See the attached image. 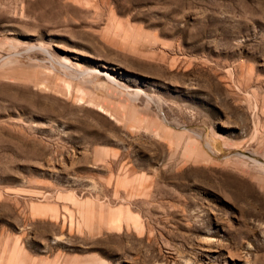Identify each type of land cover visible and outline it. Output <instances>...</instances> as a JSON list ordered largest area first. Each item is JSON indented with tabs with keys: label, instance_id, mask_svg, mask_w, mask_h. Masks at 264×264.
<instances>
[{
	"label": "rangeland",
	"instance_id": "1",
	"mask_svg": "<svg viewBox=\"0 0 264 264\" xmlns=\"http://www.w3.org/2000/svg\"><path fill=\"white\" fill-rule=\"evenodd\" d=\"M0 264H264V0H0Z\"/></svg>",
	"mask_w": 264,
	"mask_h": 264
},
{
	"label": "bare ground",
	"instance_id": "2",
	"mask_svg": "<svg viewBox=\"0 0 264 264\" xmlns=\"http://www.w3.org/2000/svg\"><path fill=\"white\" fill-rule=\"evenodd\" d=\"M100 74H102V75H105V76H107V77H109L110 78V75L109 74H107V73H105V72H100Z\"/></svg>",
	"mask_w": 264,
	"mask_h": 264
}]
</instances>
